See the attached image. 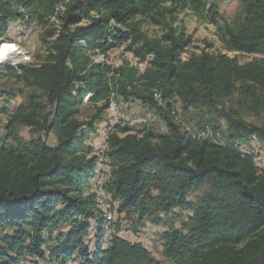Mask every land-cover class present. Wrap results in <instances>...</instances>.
Listing matches in <instances>:
<instances>
[{"label":"trees","instance_id":"obj_1","mask_svg":"<svg viewBox=\"0 0 264 264\" xmlns=\"http://www.w3.org/2000/svg\"><path fill=\"white\" fill-rule=\"evenodd\" d=\"M241 2L242 19L219 37L228 52L262 57L246 64L208 51L184 59L192 37L173 22L190 7L217 25L216 6L207 9L211 17L204 16L208 0H0V38L22 18L20 9L29 22L36 17L48 25L54 14L58 21L47 33L52 41L46 56L17 78L36 93L7 125L54 134L57 143L40 136L18 140L13 133L5 139L13 144L0 142V264L44 259L47 243L55 264H162L141 243L115 233V207L125 218L135 213L136 220L152 217L160 225L163 215L189 208L195 192L202 194L192 217L163 234L164 256L172 264H264V169L258 171L257 157L239 147L253 139L264 144V124L247 122L231 108L240 98L264 118V0ZM150 24L163 34H145L143 27ZM122 44L146 63L142 72L128 63L83 67L81 52L106 57ZM88 95L98 107L83 120L79 106ZM112 97L139 104L167 132L156 131L152 121L131 127L121 118L109 125L99 154L87 141ZM178 104L185 113L216 115L217 121H205L200 129L211 137L184 128ZM99 164L108 169L102 189L113 214L106 246L108 221L99 191L94 183L97 191H89ZM62 226L67 231L55 238ZM93 228L99 244L92 254L85 240Z\"/></svg>","mask_w":264,"mask_h":264},{"label":"rangeland","instance_id":"obj_2","mask_svg":"<svg viewBox=\"0 0 264 264\" xmlns=\"http://www.w3.org/2000/svg\"><path fill=\"white\" fill-rule=\"evenodd\" d=\"M216 6V12L218 14L214 15V18L217 20L218 24L214 25L210 22V19L200 18L201 16L196 13L195 10H192L190 7H186L184 11L177 13L176 20L173 22L175 28H183L185 32L192 37V46L188 52L184 55V59L188 57L191 53L200 54L202 51H208L209 53H220L226 54L231 58H236L240 64H246L250 61L261 59V56L258 55H248V54H237L228 52L225 48V45L221 42L219 34L223 35L226 27L235 26L236 23L242 19L243 16V5L241 0H233L231 4H225L220 0H208L206 9L204 10V16H210L211 12H208L207 9L211 6ZM201 10V9H200ZM22 13V18L12 21L9 27L7 34L0 38V52L3 48L15 47L18 48L20 52L25 54L26 63L23 66H12V65H0V142L3 140L6 144H13L11 140H5L7 133L16 134V138L19 139H31L37 137H45L43 134H33L30 128L17 125L12 129H7V125L16 113L18 108L22 105L27 104L29 97L34 95L36 92L21 84L17 78L21 75L22 69H25L27 66L32 64L40 63L43 58L46 56L47 49L52 41L47 33L55 28V24L58 23L57 15L54 14L50 17V20L47 24L40 23L36 17L29 22V15L24 12L23 9L19 10ZM215 12H213L214 14ZM31 20V19H30ZM30 24L33 25L32 30ZM36 28V29H35ZM220 28H222L220 32ZM143 32L149 37H160L163 34V31L160 27L153 25H148L143 27ZM79 58L85 63L83 67L86 69L90 68L91 65L104 63L111 65L113 68L122 67L125 63H128L130 67H137L139 72H142L146 63H140L132 54L128 51L126 44H122L119 48H114L110 51L107 56L96 55L93 50H88L87 52H81ZM93 87V81H91V86ZM94 95H88L83 104L79 106V115L80 119L86 120L92 117L96 113L98 105H95ZM91 101H94L91 103ZM112 105L110 110L103 113V122L97 125V133H89L88 144L95 147L99 150L101 145L105 142L107 129L109 125L114 126L120 121L117 122V116L115 112L120 111V119L125 118L127 124L131 127L136 125V123H145L147 121H152L155 123V130L159 132H167L165 126L161 125L156 118L148 116L147 113L142 110L143 108L134 102L124 103L118 98L112 97ZM101 105V104H100ZM243 119L247 122L254 123L256 125L264 124V118L258 117L253 114L248 107V102L240 98H236L233 105L231 106ZM177 112L179 113V119L183 123L184 128L188 129L194 134L200 132L201 125L205 121H217V117L214 114H209L207 111L191 110V112L185 113L182 110L180 104L177 105ZM126 113V115H125ZM146 115L145 120H141V116ZM116 116V117H115ZM115 117V118H114ZM144 117V116H143ZM111 121L114 122L111 124ZM116 123V124H115ZM221 129L223 132L228 133L227 125L224 121H220ZM139 128V127H138ZM200 136L206 138L211 137L210 134H203L200 132ZM48 144L55 145L57 143V137L54 134H50L48 137H45ZM240 151L245 155H255L258 159V156H262L256 160V167L258 171L264 169V144L259 140L253 139L247 142H240L239 144ZM248 148V149H247ZM103 148L100 149L99 153H103ZM244 150V151H243ZM250 150V151H249ZM246 151V152H245ZM253 151V152H252ZM97 174H95L90 182L89 191L93 192L95 187L94 183L99 191V185L106 180L107 169L103 167L102 164L98 165ZM105 169V170H104ZM104 172V173H103ZM100 174V175H99ZM99 176V177H97ZM202 192H195L191 195V206L189 208H178L175 210L174 214L171 216H162L163 222L160 225L153 223L154 218L145 217L143 220H136V214H132L129 217L125 218V214L120 215L116 210V224H115V233L124 237L125 239L131 242L141 243L149 253L157 259L162 264H172V261L168 260L163 254L164 246V233L167 232L170 228L180 229L184 223H187L188 220L192 217L195 210L198 208V198L201 197ZM100 199L102 204H107V199ZM105 206L104 212L107 221V232H104L105 236H111V221L113 214L109 212V209L112 208L110 201L109 204ZM114 205V203H113ZM112 215V216H111ZM110 216V221L108 217ZM110 228V229H109ZM111 230V232H109ZM65 233L67 228L62 226L61 230L55 232L54 237L57 238L59 233ZM90 235L86 238V244L88 245L90 251L95 252V248L99 244L98 242V230L93 228L90 230ZM111 233V234H110ZM103 239V237H102ZM104 244V243H103ZM51 244L47 243L44 247L45 258L40 259L38 257H28L25 261H22L21 264H55L49 258V251L51 249ZM69 264H78V261H71Z\"/></svg>","mask_w":264,"mask_h":264},{"label":"bare ground","instance_id":"obj_3","mask_svg":"<svg viewBox=\"0 0 264 264\" xmlns=\"http://www.w3.org/2000/svg\"><path fill=\"white\" fill-rule=\"evenodd\" d=\"M233 2V0H227V2L225 4H231ZM31 29L33 28V25L31 24L30 25ZM36 29V28H35ZM27 59H26V56L25 54H23L22 52L19 51L18 48H15V47H10V48H3L0 52V65H12V66H16V65H19V66H23L25 63H26ZM159 98V97H157ZM160 102V101H159ZM116 117V116H115ZM114 117V118H115ZM114 123V122H113ZM105 148V147H104ZM103 148V150H104ZM248 149V148H247ZM102 150V151H103ZM100 151V150H99ZM244 151V150H243ZM250 151V150H249ZM246 152V151H245ZM253 152V151H252ZM100 154V153H99ZM259 162V161H258ZM104 167V166H103ZM105 170V169H104ZM108 170V169H107ZM104 173V172H103ZM100 175V174H99ZM108 175V173L106 174ZM99 177V176H97ZM107 178V177H106ZM106 181V180H104ZM103 184V183H102ZM97 185V184H96ZM98 187V186H97ZM96 190V189H95ZM97 191V190H96ZM99 208L103 211L104 208H106L105 206L107 204H102L100 202V199H103L104 198V192H103V189H101V184L99 185ZM106 196V195H105ZM107 198V197H105ZM108 201V200H107ZM104 212V211H103ZM110 212V211H109ZM104 215V214H103ZM112 216V215H111ZM107 220V219H106ZM108 220H109V217H108ZM109 225V224H108ZM107 225V226H108ZM107 226H106V232L108 231L107 230ZM110 229V228H109ZM110 232V230H109ZM110 239H111V236H103V243L104 245H108L109 242H110ZM99 241V240H98Z\"/></svg>","mask_w":264,"mask_h":264},{"label":"built area","instance_id":"obj_4","mask_svg":"<svg viewBox=\"0 0 264 264\" xmlns=\"http://www.w3.org/2000/svg\"><path fill=\"white\" fill-rule=\"evenodd\" d=\"M221 2H224V3H226L227 2V0H220ZM116 113V116H117V122L118 121H120V111L119 112H115ZM102 149V148H101ZM262 156H258V161H259V159L261 158ZM101 189H102V181H101ZM109 221H110V216H109Z\"/></svg>","mask_w":264,"mask_h":264}]
</instances>
